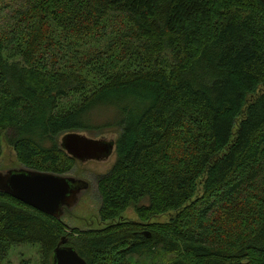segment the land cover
I'll return each instance as SVG.
<instances>
[{"label": "trees", "instance_id": "trees-1", "mask_svg": "<svg viewBox=\"0 0 264 264\" xmlns=\"http://www.w3.org/2000/svg\"><path fill=\"white\" fill-rule=\"evenodd\" d=\"M262 89L260 0H0V158L67 175L65 135L118 133L107 227L0 192V264L64 239L87 264H264Z\"/></svg>", "mask_w": 264, "mask_h": 264}, {"label": "water", "instance_id": "water-1", "mask_svg": "<svg viewBox=\"0 0 264 264\" xmlns=\"http://www.w3.org/2000/svg\"><path fill=\"white\" fill-rule=\"evenodd\" d=\"M260 1L264 5V0ZM61 147L79 162H101L111 158L116 151V142L71 133L61 139ZM89 189V183L82 179L26 167L0 172V192L58 220L72 212ZM66 244L64 239L54 251L53 264H87L74 248Z\"/></svg>", "mask_w": 264, "mask_h": 264}, {"label": "rangeland", "instance_id": "rangeland-1", "mask_svg": "<svg viewBox=\"0 0 264 264\" xmlns=\"http://www.w3.org/2000/svg\"><path fill=\"white\" fill-rule=\"evenodd\" d=\"M262 92L264 89L261 90ZM255 99V97L253 98ZM106 116L113 117L111 113H105ZM106 121H102L103 124ZM104 136L96 137L88 133H81L93 139H106L116 142L118 133L116 130H107ZM3 154L0 158V172L20 169L23 166L18 162L14 149L6 142L2 143ZM117 161L116 153L114 152L111 158L107 161H90L86 163L78 162L74 170L67 176L82 179L89 183L90 189L85 196L80 200L79 204L72 210L67 212L62 218L63 222L71 229H79L81 231H96L105 229L107 225L103 224L100 219L101 198L98 193V180L107 175ZM24 168V167H23ZM201 191L199 193V196ZM146 204V202H144ZM169 220L168 216L158 219V222L165 223ZM138 218L133 208L129 209L123 216L121 222H136ZM40 255L35 246H18L11 249L8 259L4 264H39Z\"/></svg>", "mask_w": 264, "mask_h": 264}]
</instances>
